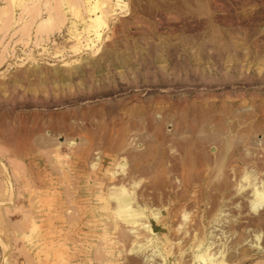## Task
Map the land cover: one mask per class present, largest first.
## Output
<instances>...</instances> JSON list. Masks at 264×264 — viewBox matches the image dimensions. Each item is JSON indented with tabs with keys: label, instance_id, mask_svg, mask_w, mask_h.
<instances>
[{
	"label": "rangeland",
	"instance_id": "374dc122",
	"mask_svg": "<svg viewBox=\"0 0 264 264\" xmlns=\"http://www.w3.org/2000/svg\"><path fill=\"white\" fill-rule=\"evenodd\" d=\"M255 185L264 0H0V264H264Z\"/></svg>",
	"mask_w": 264,
	"mask_h": 264
},
{
	"label": "bare ground",
	"instance_id": "6f19581e",
	"mask_svg": "<svg viewBox=\"0 0 264 264\" xmlns=\"http://www.w3.org/2000/svg\"><path fill=\"white\" fill-rule=\"evenodd\" d=\"M14 3V2H13ZM99 25V24H98ZM99 37H100V35H99ZM248 177V176H247ZM254 182V181H253ZM255 184V183H254ZM248 185V184H247ZM254 187H256V185L255 186H253V188ZM259 188H258V186H257V188H254V189H252V191H253V197H254V199H253V202H252V210H254L255 211V209H256V211H257V209H259L260 210V208H262L263 206H264V195L261 193V192H259L260 191V189L258 190ZM263 190V189H262ZM264 191V190H263ZM117 206H119V207H122V208H126L129 204H130V200L128 199V198H125V197H120L118 200H117ZM131 218V217H130ZM132 219H134L135 220V218H132ZM131 219V220H132Z\"/></svg>",
	"mask_w": 264,
	"mask_h": 264
}]
</instances>
